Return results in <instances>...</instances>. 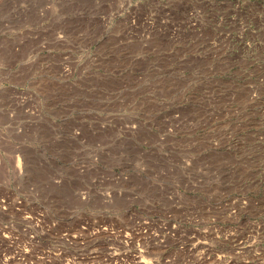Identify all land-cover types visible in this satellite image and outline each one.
Returning a JSON list of instances; mask_svg holds the SVG:
<instances>
[{
	"label": "rangeland",
	"instance_id": "1",
	"mask_svg": "<svg viewBox=\"0 0 264 264\" xmlns=\"http://www.w3.org/2000/svg\"><path fill=\"white\" fill-rule=\"evenodd\" d=\"M0 264H264V0H0Z\"/></svg>",
	"mask_w": 264,
	"mask_h": 264
}]
</instances>
